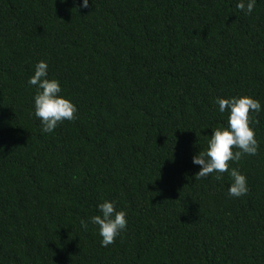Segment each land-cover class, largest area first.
<instances>
[{
    "label": "trees",
    "instance_id": "trees-1",
    "mask_svg": "<svg viewBox=\"0 0 264 264\" xmlns=\"http://www.w3.org/2000/svg\"><path fill=\"white\" fill-rule=\"evenodd\" d=\"M238 2L0 0V264H264V0ZM42 60L78 109L51 133ZM243 95L259 149L230 162L249 188L231 197L193 157ZM104 201L127 219L107 247Z\"/></svg>",
    "mask_w": 264,
    "mask_h": 264
},
{
    "label": "clouds",
    "instance_id": "clouds-1",
    "mask_svg": "<svg viewBox=\"0 0 264 264\" xmlns=\"http://www.w3.org/2000/svg\"><path fill=\"white\" fill-rule=\"evenodd\" d=\"M66 2V0H61ZM256 0H239L236 8L245 15L251 14L255 8ZM89 0H83L82 7L87 8ZM48 63L44 60L37 63L34 75L29 79L30 85L38 86L34 97L35 116L42 122V132H53L65 120L74 121L77 118V106L65 96L60 95L62 89L58 79H49ZM216 103L219 111L224 113L230 110L227 126L214 129L208 146L193 157V163L200 165L201 169L195 174V179L206 178L214 173L215 179L221 180L224 173H229L232 183L228 189L231 197H242L249 192L247 178L236 168L229 167L230 162L240 161L244 155H256L259 143L256 139L253 124L260 121L253 113L261 111V103L250 95L240 97L218 98ZM2 151V148H0ZM102 215H95L91 222L99 226L101 244L107 247L115 242L121 231L127 227L125 211H116L114 201H104L99 205ZM84 228L88 227L86 221H81Z\"/></svg>",
    "mask_w": 264,
    "mask_h": 264
}]
</instances>
